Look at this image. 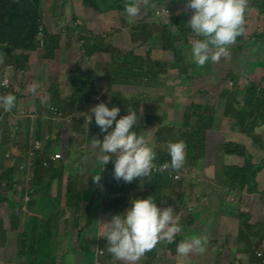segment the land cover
Returning <instances> with one entry per match:
<instances>
[{
  "label": "trees",
  "instance_id": "obj_1",
  "mask_svg": "<svg viewBox=\"0 0 264 264\" xmlns=\"http://www.w3.org/2000/svg\"><path fill=\"white\" fill-rule=\"evenodd\" d=\"M82 1L93 9L98 10L102 0ZM153 2L155 5L161 7L159 10L166 6L178 10L175 19L172 20L173 24L171 26L175 27V32H171L168 24L162 23L159 16H157L158 18L156 17L160 22L158 26L156 23H153V27L161 32L163 38L161 50L166 55L165 59L153 58L152 55L145 58L141 53L137 54V56H134L132 53L123 55L116 47L107 45L104 42L101 47H98L95 45L92 33L89 37H86L85 44H81V46L85 47L87 53L101 51L111 54L113 60L119 63L126 73L121 78V81H118L123 88L131 87L134 84L137 87L145 85L144 79L148 75H151V80L165 81L166 76L169 78L170 70L176 69L178 65L176 63L184 61L183 55L185 49L190 50L191 40L195 37V34L186 25L188 10L182 9L185 7V4H178L177 0H153ZM41 9L42 0H0V73L6 64H13L16 67L28 66L31 53L37 51H41L40 56L46 61L54 60L57 50L70 45L67 42L66 36L46 32V43L40 48L38 39L39 29L41 26L46 29V25L42 22ZM262 10L264 11V9ZM71 16L74 18V15ZM249 27V32L244 30L236 38L235 42L230 44L234 49L240 47L246 41L257 43L252 36L256 30V26L253 23H249ZM145 30H142V32H146L147 34H138L140 38H138L136 33L132 34L133 37H136L134 41L140 44L136 50L146 46L149 37L154 34V29L149 25L145 27ZM256 37L264 41V21L258 29ZM169 55L174 56L173 63L168 61ZM110 65L114 67L115 64L112 63ZM185 68V72H187V66ZM131 71H133V74ZM204 73L206 72L200 73V76H203ZM227 75L230 74L228 73ZM12 81L13 86L8 90H0V94L12 92L16 97L14 106L21 103L33 106L34 110H39L37 108L38 96L35 93L25 96L21 91L16 90V78H13ZM113 83L107 79L105 91L109 95L107 94L108 96L105 99L106 106L111 107L113 104L119 106L120 112L117 114V118L120 115L126 114L129 109L137 113V124L134 126V130L138 134L143 135L146 142L154 147L161 162L169 160L167 151L163 150L166 145L165 140H183L185 142V161L182 167L174 169L175 171L182 173L185 169L200 160H203L205 163L207 153H214L219 150V145L216 143L207 152V131L214 129L216 104L195 102L188 104L179 112L184 116L185 125L176 131V127L168 124V116L166 114L168 112L164 111L162 115H152L142 112L141 104L143 100L141 96L124 93L121 98H112L111 94L115 89ZM232 91L233 93L227 92L222 121H229L231 128L234 130L252 134L256 126L260 124L264 125V78L251 81L241 91L238 85L237 93L235 90ZM95 93L96 91L93 90L92 86L88 85L87 75L82 74L75 97L63 99L60 95L53 94L49 105H56L67 115L85 113V105L93 103L91 98ZM153 102L159 104V107L166 104L164 98L155 97ZM194 116L196 121L192 123L191 119ZM24 123L27 127V134L22 144L24 149L31 148L34 139L42 138L45 123L52 124L45 116H42V118L38 117L36 120L25 119ZM162 124L166 126L161 127ZM19 126L21 127L22 124L20 123ZM169 128H172L173 132H170V135L168 134L164 138L162 130L167 132ZM92 129L95 135L99 136L100 130ZM19 136H22L21 132L13 134L8 122L1 123L0 120V239L2 240L7 235L6 232H16L20 247L19 264H35L39 253V239L43 221H46L47 228L45 240L53 238V234L55 233L54 222L56 215L53 213V209L60 205L61 199L53 198V187L59 180L63 179L64 172L62 170V174H60L58 167L55 166L56 164H48L49 158L52 155L55 156L56 161H59L61 157L59 153L49 154V152L57 151L55 147L56 141L52 136L50 141H48L44 154L38 155L35 165L26 166L24 171L17 169L20 162H25L29 159L28 155L20 153H12L7 157V154L13 150L12 147L16 145ZM222 148L223 154L217 155L227 159L222 169L217 171L213 166L209 168L214 169L217 173L216 177L222 186L230 191H235L238 195L240 194L238 199H241V191H243L246 185L248 186L249 179L251 177L255 179L254 174L256 170L253 169L252 157L248 154L245 147L238 143L225 142ZM7 159L13 163V166L9 165ZM112 166V161L109 160L104 166V171L99 169L93 171H98L100 174V179L95 186L92 185V182L90 184L89 182L85 183L81 174L77 176L78 171L70 166L68 170V176L70 177L68 178L69 186L66 192V203L75 209V216L77 215V217L75 218L74 227H77V222H79L77 218L81 216L83 218L87 217L89 224L93 222L95 219L91 214L93 207H96L95 214L98 218L101 213L110 216L119 213L115 209L118 206V203H115V197L118 199L122 198L126 189L121 187L120 191H115L123 181L113 178ZM46 175L47 178L45 177ZM54 179H56L55 184L53 183ZM173 181L168 177L167 173L142 177V184L140 186L143 192L142 195L143 197L146 195L152 196L159 207L163 204L167 206L171 205L173 211H175V205L180 207L179 209L181 210L183 202L186 199V194L185 192H176ZM167 187L172 188V190L166 191ZM254 187H248L249 193H257ZM36 192L37 195H34ZM112 194L114 195V200H109ZM82 196H89V202L85 203L81 198ZM98 198L101 199L99 205L95 204ZM203 203L208 206L212 204L211 201L210 203L207 201H197L189 207L190 214L185 219H198V209L200 210L203 207ZM258 204V200L255 199L249 214L237 209L235 210L241 229H249L248 224L251 216H256L253 210L256 209ZM83 205H85V209H83ZM29 207L33 208V212L24 213V209H28ZM192 210L195 211L192 213ZM5 222L7 225L9 224L8 227L5 225ZM252 229H257V226L252 227ZM85 230L81 229L79 230L80 232H76H79V236L81 237ZM1 240L0 242H2ZM171 245V243H168V249ZM153 249L154 247L146 251L142 257H149ZM101 252L102 254L98 252L97 256L103 255L104 251ZM171 253L176 256V249ZM0 264L4 263L0 262Z\"/></svg>",
  "mask_w": 264,
  "mask_h": 264
},
{
  "label": "crops",
  "instance_id": "obj_2",
  "mask_svg": "<svg viewBox=\"0 0 264 264\" xmlns=\"http://www.w3.org/2000/svg\"><path fill=\"white\" fill-rule=\"evenodd\" d=\"M128 2H131V0H102L100 2L99 9L95 10L83 3L82 0H70L68 1V6L62 7L63 5L60 4L56 8L53 6V2L50 3L48 0H44L45 5L42 9L48 33L62 34L66 36L67 42L70 43V45L61 50H57L54 60L46 61L43 59L42 56H40L41 51L31 53L28 66L22 67L25 71L28 70L30 74V78L27 79L28 82L26 83L36 85L40 80H50L48 75H50L53 71L58 72L56 70L57 67L64 70L66 66H70V74L74 76L70 82L71 89L68 95L66 89L61 90V98L65 99L68 97H75L76 91L79 87L81 75L86 74L88 85L92 86L96 93L91 98L93 103L86 104L85 106L90 108V106L98 102H105L106 97L109 95L105 91L108 79L114 82L113 86H115V89L111 94L112 98H121L124 93L127 95L141 96L143 100L141 104L142 112H147L152 115H162V113L166 111L168 112L166 113L168 116V124L173 127L182 128L185 125V121L183 114L179 112L188 104L192 102L216 104L217 109L214 119V129L207 131V146L210 142V138L214 139L209 145H216V131L220 129L221 124V129L225 132L226 142H229L227 137L231 133L240 135L238 137H242L241 135H243V144L238 142L234 143L244 146L248 154L252 157V163L254 165L253 169L256 170L254 174L255 179H249L248 187L255 186L254 188L257 190V193H249V190L246 187V191H241V199H238L240 194L238 195L235 191H230L226 187L222 186L216 177L217 173L214 169L208 167L207 175L210 179H205L204 182H207L208 184H203L201 186L200 192L198 193V199L189 201L190 193L186 192V199L183 202L181 210L179 209L180 207L174 205V216L178 217L179 220L180 215L190 214L189 207L197 201H207L208 203L211 201V206L205 207V214L196 220H188L189 222L187 223V229L185 231V234L188 237L191 235H199L206 238L204 251L189 252L186 255H180L177 253V256H175L168 249V243L164 240H160L154 246L153 252H151V255L152 253L156 254L158 251L161 252V255H158L160 258H153L150 255L149 257H141L140 262H135H137V264H146L148 261H150V263L147 264H185V261L186 264H264L263 259L257 255V252L264 253V126L262 127L263 124L256 126L252 134L230 129L229 121H222L224 108L221 102L222 93L220 90L222 85V76H224L221 74V71L228 67L230 69L235 66L248 68L250 69L249 72L253 74L252 77L248 78L258 79L254 76V72L257 67H264V41L260 40L257 43L246 41L236 49H234L231 45H228L229 52L227 56H224V61L219 62L217 60L216 64L218 67H209V65L203 66L205 68L204 72H206L203 76H200V70H198V67L201 66L196 65L192 61L190 50L185 49L183 55L184 61H178L176 63L178 64L176 69L170 70L169 78L166 76L165 81H157V88L147 85L137 87L136 84L128 88H123L118 81H121V78L126 73L124 68L113 60L111 54L101 51L87 53L85 47L81 46V44L84 45L86 42V36L89 34L91 35L92 33L96 46L101 47L105 39L108 43H111L114 47H116L118 51L127 54V51L129 50L128 44L125 46L118 44V33H113L111 31L118 29L119 22L121 21L132 20L135 17L137 19H141V15L144 13V8L149 10L151 4L155 5L153 0H148L147 3H145L144 0H138L140 11L135 17H128L124 11V5ZM262 9H264V0H247L245 16L251 17L252 23H256L260 21V18L263 19ZM175 10L178 11L177 9ZM71 15H74V18L81 20V24L79 26L80 35L77 38H72L59 30L60 24L63 21L68 26L72 25L74 18H69ZM147 17L151 16L148 14L146 18ZM113 21L116 22L114 27L111 26V22ZM109 28L110 32L107 31ZM172 30L175 32V27H173ZM134 33L136 32H131L129 37H131ZM152 36H150L148 40H150ZM138 38L140 37L138 36ZM82 39H84V43H81ZM138 45H140L139 42H135L134 49H136ZM152 49L156 52L154 53V58H166V55L161 49ZM234 50L235 52H232ZM173 57V55H169L168 61L173 63ZM112 63L115 64L117 69L116 71L109 73L107 70ZM186 66L188 68L187 72H185ZM37 70L43 71V79H35ZM229 71L230 75H227V77L231 76V70ZM131 72L133 74V71ZM237 78H241L240 73L236 79ZM23 83L24 82L19 81L18 84L16 79V90L18 85L20 87ZM66 83L67 77L64 76V85ZM41 85L42 84H38L37 86ZM203 86L210 89V92L206 93L205 90H202ZM20 88L22 89V87ZM98 96L101 97V100L96 101V97ZM155 97L164 98L166 100V104L161 106L162 109H160L159 104L153 102ZM204 99L206 100L204 101ZM49 104L50 102L43 101L41 103L38 101V111L41 112L42 110H45ZM53 106L57 107L56 105ZM86 107L85 112H87ZM20 108L26 111L33 110V106L21 103ZM30 119L36 120V118ZM195 121L196 118L194 116L192 117L191 122L194 123ZM22 125L24 128L23 132H26L27 127L25 123L23 122ZM226 125L229 126L228 131L226 130ZM66 126H71L70 128H72L71 132L67 136V140L70 143L72 140L71 148H75V146H77L76 151L82 154L84 152L80 151L81 147L90 139V144H92L91 146L96 147L99 151V146L92 143V138H94L95 133L91 127H88L85 123L78 122L72 125L66 124ZM100 134V138H103L104 133L100 132ZM254 135L258 138V144L254 143L252 140V136ZM86 147L87 149L89 148L87 145ZM202 163L204 164V162L200 160L194 165H201L203 167ZM55 166L59 167V163ZM69 168L70 167L68 166L63 167V179L59 180L54 186L53 195V198L61 199L60 205L53 209V213L56 215L54 222L55 233L53 234V239L59 263L63 264L66 259V254H68L67 256L73 254L77 255L78 250L76 248H80L82 245L85 246V254L94 253L96 255V257H90V260H93L94 264H123L122 262H127L124 260L114 259L112 257V255L107 251L106 239L103 236L101 242H99L98 232L95 233L94 228L99 227L98 229H102L103 232V223L89 224L87 222L86 226L83 228L86 230L81 237L79 236L80 231H73L75 224V209L66 203V192L67 187L69 186L68 178L70 176H68L69 174L66 175L65 171L69 170ZM85 170L86 172H84V176L92 175V168L86 167L84 171ZM79 174H81V167L78 165L77 176ZM89 181L90 179L87 182ZM230 195H234L236 198L235 201H232V203L235 204L234 210L237 209L248 214L252 208L254 200H258V206L253 210L256 216L250 215L251 220L248 224L249 229H241L240 221L237 217L235 219L232 214H230L231 211H228V209L222 215L223 209L226 208L224 205V199L226 196L230 198ZM162 206L165 207L167 205L163 204L160 207L162 208ZM110 218V215L105 214L103 222L109 220ZM251 225L252 227L257 226V229H252ZM74 238L77 242L82 243L81 246L79 244L75 245ZM16 239L18 240V236H16ZM10 242L16 243L15 246H13L14 251L12 255V260H16L19 251H17V241H14L12 235L10 236ZM89 243L92 244L91 248L89 247ZM9 246L12 245L9 244ZM8 250L9 249L7 248L0 249L1 258L5 257V253ZM101 251H104L102 255L103 259L101 262H98L97 253ZM177 259H180L181 262H177ZM65 263L68 264L67 262Z\"/></svg>",
  "mask_w": 264,
  "mask_h": 264
},
{
  "label": "clouds",
  "instance_id": "obj_3",
  "mask_svg": "<svg viewBox=\"0 0 264 264\" xmlns=\"http://www.w3.org/2000/svg\"><path fill=\"white\" fill-rule=\"evenodd\" d=\"M144 2L147 3L148 0H144ZM246 4L247 0H186L185 9L191 10L186 25L195 34L190 43V55L196 65L202 66L208 60L217 61L228 55V45L234 43L236 38L245 30ZM124 11L128 17H135L140 11L138 0L125 3ZM63 28L67 31L64 32ZM59 30L72 38H77L80 35L77 31L78 24L75 22L68 26L63 21ZM75 31H77V34ZM46 32L48 33L47 27ZM44 40L46 43V36ZM84 42V39H82L81 43ZM40 48H42L41 43ZM8 65L13 64L4 65L0 77ZM13 66L15 72L12 78H17V76L25 73L22 67ZM17 70H23V73ZM35 87V85H29V90L34 92ZM15 100L16 97L12 92L0 94V113L8 110L12 112L5 115L1 123L8 122L13 134L22 133V136L17 138L16 143V145H20V154L28 155L29 150L34 147L35 141L43 140V147L38 151V155H42L48 141L51 139V135L48 132L43 133L42 138L33 140L31 148L24 149L22 144L27 131L23 132V125L20 127L19 124H22L25 119L45 116L54 125L55 121L48 112L49 107L53 105H49L41 112L33 109L30 111L31 114L18 115L17 117L15 115L23 109H19L20 104L14 106ZM57 109L61 111L59 108ZM61 112L65 116L64 122L58 123V126L72 125L81 119L82 123H85L88 127L95 130L99 129L100 132L104 133L101 139L92 138V143L99 146L95 159L100 165L99 170L103 168V171L105 170V164L109 160L112 161V176L115 180L129 183L136 177H151L153 175H148L152 171L167 168L173 173L183 174V172H177L174 169H180L185 161V142L183 140L167 141L165 148L169 160L161 162L154 147L146 142L143 135L134 130V126L137 124V113L134 110L129 109L126 114L117 118V114L120 112L119 106L113 104L109 107L106 106L105 102H98L90 106L87 112L90 115L87 113L67 115L63 111ZM93 118L94 121L87 122L93 120ZM47 135L50 136V139L46 141L45 137ZM51 153L57 152H49V154ZM155 157H157L159 163H163L159 166V169L154 164ZM11 165L13 166V163ZM99 179V173L94 177L92 176L93 182H98ZM246 187L248 188L247 185ZM229 199L232 202L236 198L230 196ZM155 201L150 195L131 199L122 212L113 214L109 220L102 222L104 227L101 236L106 239L107 251L114 259L128 262L137 261L146 251L152 249L158 241L164 240L167 243H172L176 233L181 231V225L176 222L178 217L174 216L172 206L168 205L161 208ZM205 243V237L191 235L186 239L177 241L176 252L180 255H186L189 252H203ZM100 253L102 254V252Z\"/></svg>",
  "mask_w": 264,
  "mask_h": 264
},
{
  "label": "rangeland",
  "instance_id": "obj_4",
  "mask_svg": "<svg viewBox=\"0 0 264 264\" xmlns=\"http://www.w3.org/2000/svg\"><path fill=\"white\" fill-rule=\"evenodd\" d=\"M45 1H47V0H45ZM48 1L50 3L53 2V6L56 8L60 4L63 5L62 7L68 6L69 5L68 1H70V0H48ZM125 1H127V0H125ZM177 3L178 4H181V3L186 4V0H177ZM44 5H45L44 0H42V7H44ZM258 6H260V5H258ZM138 7H139V2H138ZM159 8H161V7H159L158 5L151 4V7H149V10L144 8V11H143L144 13L141 15V19H137L135 17L132 20L121 21V22H119L118 29L111 31L113 33H118V40H119L118 44L123 45V46L128 44L129 50L127 51L128 52L127 54L132 53L134 56H137V54L141 53L145 56V58H148L151 55L154 58V53H156V52H154V50L152 48H155L156 50H159L162 48L163 38L161 36V32L159 30H156L153 27V23H156L157 26L160 23L156 19L157 16H159L161 18L160 21L162 23L168 24V28L171 32H174L172 30L173 27H171V26L173 24L172 20H174L176 17V10H175L176 8H173L170 6L163 7V9H161V10H159ZM166 9L170 10V13L168 15H166L164 13V10H166ZM183 9H185V7H183ZM190 11L191 10L188 9V17H189ZM262 13H263V19L260 18V21L253 23L256 26V30L252 34V36L256 42L260 41V39H258L256 37V33L258 32V29L261 27V25L264 21V11ZM148 14L151 17L146 18V16H148ZM41 17H42V22L45 24L43 9H41ZM71 17L72 16H70L69 18H71ZM74 22L76 24H78V30L77 31L80 33L79 26L81 24V20L74 18ZM115 23H116L115 21L111 22V26L114 27ZM244 23H245V30L249 32V30H250L249 23H252L251 17L245 16L244 17ZM148 24H150L149 26L154 29V31H153L154 35L151 37L150 40H148V44L146 46H144L142 48H138L137 50L134 49V43H135L134 38H136V37H133V36L129 37L130 33L135 31L137 35L141 34V33L146 35L147 34L146 32H148V31H146L144 27H147ZM142 30H145L146 32H142ZM107 31L110 32V28ZM81 34H82V32H81ZM89 36H90V34L87 35L86 37H89ZM104 43L107 45H112L111 43H108V41L105 39H104ZM232 52H235V50ZM122 54L125 55V53H122ZM224 59H225V57L223 56L218 61L222 62V61H224ZM205 65H209V67H212V66L218 67L216 64V61L208 60L205 62L204 65H202L201 67H198V70H200L199 73H202L205 71V68L203 67ZM70 69H71L70 66H66L64 70H62L60 67H57L56 70L59 73L56 71H53L50 75H48L50 80L44 81L45 80L44 79V80H40L39 82H37V84L35 85L36 87H35L34 92L29 90V85H31V84L26 83V82H28L27 79L30 78L29 71L26 70L25 73H23L20 76H17V78H16L18 84H19V81L24 82L23 84L20 85V87H22V89L18 85L17 91H21L25 96H30L31 94L35 93L38 96V101L41 103L43 101L50 102L52 95L53 94L60 95L61 90H63V89L67 90V92H68L67 95H68L70 92V89H71L70 82H71V79L74 77L73 75L70 74L71 73V71H69ZM116 69L117 68L115 65H114V67H112L110 65L107 71L109 73H112V72L116 71ZM229 70H231V76L227 77V74L230 73ZM249 71H250V69H248V68H240L238 66H235L231 69L228 67V68H225L221 71V74L224 75V76H222V85L220 87V90L222 93L221 102L223 104V108H224V105L226 103L225 98L227 96V92L233 93L232 90H235V92L237 93L238 85L240 86V91H241L251 81L261 80L262 78H264L263 77L264 76V67H257L256 68V70L254 72V76L258 79H253V78L249 79L248 77H252V75H253ZM239 73L241 74V78L236 79V77L239 76ZM64 76L67 77V83L65 85H64ZM150 76L151 75H148L147 77H145V79H144L145 83H146L145 85L157 88L158 87L157 80H151ZM260 77H262V78H260ZM43 78H44L43 71L37 70V74H36L35 79L39 80V79H43ZM38 84H42V85L37 86ZM202 88H203L202 90H205L206 93L210 92V89L205 88V86H203ZM130 97H132V96H130ZM65 99H67V98H65ZM99 100H101V97H99V96L96 97V101H99ZM205 100L206 99H204V101ZM88 109L89 108L86 107L87 112H88ZM160 109H162L161 106H160ZM87 112H85V113H87ZM87 114L90 115V113H87ZM223 116H224V114H223ZM91 121H94V118ZM77 122L82 123V120L80 119ZM164 126H166V125H164V124L161 125V127H164ZM229 126H230V129H232L230 122H229ZM229 126L228 125L225 126L227 131L229 129ZM263 126L264 125H262V127ZM70 127L69 126H58V123L56 121H55L54 125L53 124L44 125V134L48 132L52 136V138L56 141V144H55V147L57 150L56 152L61 155L59 161H56V159L55 160L49 159L48 164H58L59 163L58 169H59L60 174H62V170H63L62 168L65 166L70 167L73 165V167L78 171V165H79L81 167V174H82L81 176H82L84 182L86 183L90 179L89 184H90V182H92L93 183L92 185L95 186L96 182H93L92 176L94 177V176L98 175V173H99L98 171L93 172L95 169L100 168L99 163L95 159V154L98 152V149L96 147L91 146L92 144H90L91 143L90 139L88 140V142L86 144H83V146L81 147L80 151L84 152L82 154L79 153L78 151H76L77 146H75V148H71L72 140H71V143L67 140V136L69 135V133L71 132V129H72ZM180 129H181V127L175 128L176 131H178ZM170 132H173L172 128H169V130H167V132H164V130H162V136L165 138L166 135H168V134L170 135ZM224 133L225 132L222 131V129H218L216 131V137H217L216 143L219 145V150L215 151L214 153H207V157H206L207 159H206L204 164L202 163L203 167L201 165H199V166L198 165H191L189 168L185 169V171L182 174V179L180 181H173L175 184L174 190L176 192H178V193L189 192L190 193L189 201L193 200V199H198V193L200 192L201 186L203 184H208L207 182H204L206 178L210 179V177L207 175V168L210 166H213L216 168L217 171H220L222 169L225 161L227 160L223 156H221V157L217 156L220 153L223 154L222 146L226 142V137H225ZM100 135L101 134H99V136H97L94 134V138L101 139ZM238 136H240V135H235V134L231 133L228 135L227 140L229 142H238V143L243 144L244 143L243 135H241L242 137H238ZM252 138H253L252 139L253 142L258 144L257 143L258 138L255 135L252 136ZM213 139L214 138H210L209 144L211 143V141H213ZM164 142L166 143L167 141L165 140ZM209 144L207 146V152L210 151L211 146H212ZM86 145L89 147L88 149H87ZM163 150L166 151V148H164ZM43 154H44V151H43ZM8 163H9V165L12 164L11 161H8ZM86 167L92 168V170H91L92 175L91 176L90 175H85V176L83 175L84 172H86V170L84 171V169ZM60 169H61V171H60ZM100 170H103V168ZM65 174L68 175V170L65 171ZM45 177L47 178V175ZM53 183L54 184L56 183V179L53 180ZM141 184H142V177H136L129 183L124 182L121 185H119L115 191H117V192L120 191V188L122 187V188L126 189V192L122 198L118 199L115 197V203H118V206L115 209H117L119 212H122L127 207L128 203L131 199H134L137 197L143 198V195H142L143 192L140 189ZM133 188H134V190H133ZM129 189H131V190H129ZM10 190H11V192H13L12 189H10ZM165 190L171 191L172 188L167 187ZM243 190L246 191L245 188ZM53 191H54V187H53ZM11 192L9 191V193H11ZM34 195H37V192ZM230 196H233L235 198L234 195H230ZM81 198L83 201H85V203L89 202V196H82ZM109 200H114L113 194ZM100 202H101V199L98 198V200L95 202V204L99 205ZM224 205L226 206V208L223 209L222 215L228 209V211H231L230 214H232V216L236 219V212L234 210L235 204H233L230 201L229 197H225ZM206 206H208V205L203 203V207L200 210L198 209V213H197L198 218H200L203 214H205V211H206L205 207ZM162 208H163V206H162ZM32 209L33 208H31V207H29L28 209L25 208L23 212L24 213H29V212L32 213L33 212ZM83 209H85V205H83ZM95 211H96V207H93L91 214L94 216L95 219L93 220L92 223H95V224L102 223L104 221L105 213H101L100 217L98 218L95 214ZM194 211L195 210H192V213ZM183 212H185V211H183ZM187 216L188 215H180V219L177 221L181 225V231L176 233L175 239L171 243L172 245L169 246V250L171 252L176 249L177 241L182 240V239H186L188 237L185 234V231L187 229V223L189 222L188 221L189 219H185ZM76 217H77V215L74 217V219ZM77 219L79 222H77V227H74L73 231L74 230L79 231V230L83 229L84 226H86L87 221H88L87 217L83 218L82 216L78 217ZM5 225L7 227L9 226V224L7 225L6 222H5ZM98 228L99 227L94 228V232L95 233L98 232V237H99V242H100V239H102V236H101L102 235V229H98ZM46 232H47L46 222L43 221L41 235H40V239H39V244H40L39 253L37 255L35 264H60L58 259H57V250H56V246L54 245V239L53 238H47L45 240ZM6 233H7V235L5 237H3L2 240L0 239L2 241V242H0V249L7 248L9 250L5 253L4 258H1V251H0V259H4V260H0V262L4 263V264H19V254H18L16 260H12V255H13V251H14L13 246H15L16 243L10 242V236L12 235L14 241H17V251L20 252L19 243H18V240L16 239V235L18 236V234L16 232H6ZM74 240H75V238H74ZM9 244L12 246H9ZM78 244L81 246L82 243H79L75 240V245H78ZM89 247L90 248L92 247L91 243H89ZM76 249L78 250L77 255L73 254V255L67 256L68 254H66V259L63 262V264H66L65 262H67L68 264H70V263L71 264H94L93 260H90V257H92V256L96 257V255L94 253L85 254V246H83V245H82V247L76 248ZM98 250H100V249H98ZM88 252H89V249H88ZM158 255H161V252L158 251L156 254L152 253L151 257L160 258ZM102 259H103V256L99 255L98 256V262L99 261L101 262ZM87 260H88V262H87ZM137 262H140V259L137 260ZM137 262H135V261L134 262H128L127 261V262H122V263L123 264H137ZM177 262H181V260L177 259ZM185 264H186V261H185Z\"/></svg>",
  "mask_w": 264,
  "mask_h": 264
},
{
  "label": "built area",
  "instance_id": "obj_5",
  "mask_svg": "<svg viewBox=\"0 0 264 264\" xmlns=\"http://www.w3.org/2000/svg\"><path fill=\"white\" fill-rule=\"evenodd\" d=\"M164 13L167 15L170 13V11L167 9V10H164ZM63 31L66 32L67 30L65 28H63ZM75 33L77 34V31H75ZM45 36H46L45 29L43 26H41L39 29V34H38V38L40 40L41 47L44 46ZM17 71L20 73H23V70H17ZM14 72H15V68L13 65H8L5 67L4 72L0 77V90H8L12 86V84H13V81H12L13 78L12 77H13ZM48 112L51 114L52 119L54 121H56L57 123H60V122L63 123L64 122V117H65L64 114L61 111H59L56 107H53V106L49 107ZM10 113H12L11 110L2 111L0 113V120H2L5 115L10 114ZM27 114H31V112L26 111V110H20L19 113H17L15 116H17V117H18V115L19 116H25ZM43 114H45V112H43ZM87 122H91V120L87 121ZM49 139H50V136L47 135L45 137V140L47 141ZM43 144H44L43 140H36L35 141L34 147L31 150H29V152H28L29 159L26 160L25 162H20L18 164V169L20 171H24L26 166L35 165V162L38 158V151L42 149ZM12 153H16V154L20 153V145H16L14 147V149L7 154V157L10 156ZM49 159L55 160V156L52 155ZM154 164L156 165L157 169H159V166L163 163H159L157 161V157H155ZM158 173H167L168 176L174 181H179L182 179V175L180 173H173L169 168L163 169V170H154L148 176L158 174ZM257 255H258V257H261L264 261V253L263 252H257Z\"/></svg>",
  "mask_w": 264,
  "mask_h": 264
}]
</instances>
